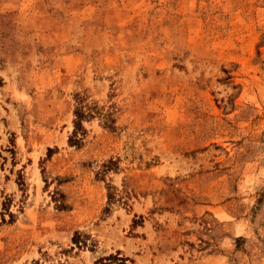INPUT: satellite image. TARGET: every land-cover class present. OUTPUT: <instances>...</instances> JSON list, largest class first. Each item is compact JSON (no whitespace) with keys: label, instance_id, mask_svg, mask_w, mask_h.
I'll use <instances>...</instances> for the list:
<instances>
[{"label":"rangeland","instance_id":"rangeland-1","mask_svg":"<svg viewBox=\"0 0 264 264\" xmlns=\"http://www.w3.org/2000/svg\"><path fill=\"white\" fill-rule=\"evenodd\" d=\"M113 258L264 264V0H0V264Z\"/></svg>","mask_w":264,"mask_h":264},{"label":"trees","instance_id":"trees-1","mask_svg":"<svg viewBox=\"0 0 264 264\" xmlns=\"http://www.w3.org/2000/svg\"><path fill=\"white\" fill-rule=\"evenodd\" d=\"M73 115H74V121L72 122L73 124V131H72V135L69 137L68 141L70 143L72 142H77L78 138H77V131L80 130V120L85 118V114L79 109L76 108L73 111ZM116 261H118V264H125V261L123 259H118V258H113Z\"/></svg>","mask_w":264,"mask_h":264}]
</instances>
